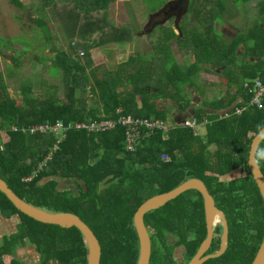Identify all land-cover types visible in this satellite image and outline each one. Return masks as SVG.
<instances>
[{
	"label": "trees",
	"instance_id": "trees-1",
	"mask_svg": "<svg viewBox=\"0 0 264 264\" xmlns=\"http://www.w3.org/2000/svg\"><path fill=\"white\" fill-rule=\"evenodd\" d=\"M40 1L65 28L67 37L83 41L72 46L76 53L73 60L72 54L56 49L53 41L58 37L52 36L49 24L38 22L55 54L51 70L62 76L67 89L64 101L34 96L27 86L23 90L25 99L18 104L9 95L0 72V179L35 208L79 217L101 242V264H137L140 245L134 218L139 208L185 181L200 180L217 209L226 216L229 228L224 254L202 264H252L264 238V201L248 160L252 141L264 127V108L248 106L241 113H236V108L247 106L251 100V83L257 78L264 80V0L258 2L259 17L252 26L238 29L231 40L217 23L229 22L235 9L247 11L254 0H189L184 18L175 27L159 25L153 29L155 52L140 56L134 70L130 63L122 62L113 71L90 72L87 67L93 63L92 49L132 38L131 28L111 26L102 17L116 0ZM168 1L161 0L160 6L149 11L154 13ZM96 34L100 35L99 41H94ZM78 46L84 50L79 55ZM176 47L184 57L193 58L187 67H180L175 60L172 49ZM84 55L86 62H81ZM218 68L226 90L218 97H209L208 90L212 88L203 77L200 82L201 73L213 74V69ZM80 73L85 74L86 80L93 76L91 93L98 97L95 103L103 110L78 96ZM177 83L183 85L181 91ZM245 83L251 86L245 87ZM196 84L200 86L197 88ZM188 86L198 90L202 98V105L191 116L200 124L210 121L202 135L169 120V110L159 109L165 100L182 113L189 110L193 96L189 95ZM127 115L159 118L169 122L171 128L149 136L142 131L144 135L132 153L125 150L122 126L100 134L72 128L51 157L50 148L58 139L55 133L13 130L58 121L75 125ZM1 131L8 134V142H2ZM163 155L168 159L164 160ZM256 159L264 174V139ZM237 171L241 175L225 180ZM61 182L76 185L75 191L60 190ZM0 217L19 221L15 232L1 237L0 264H7V257L8 264L32 263L19 256V249L28 246L39 253L40 260L35 264H89V247L78 229L38 222L17 210L1 192ZM144 222L152 241L149 264H175L171 253H167L171 245L180 247L186 264L207 237L204 199L197 191L183 193L147 213ZM222 234L223 227L218 225L207 253L220 251Z\"/></svg>",
	"mask_w": 264,
	"mask_h": 264
},
{
	"label": "rangeland",
	"instance_id": "rangeland-1",
	"mask_svg": "<svg viewBox=\"0 0 264 264\" xmlns=\"http://www.w3.org/2000/svg\"><path fill=\"white\" fill-rule=\"evenodd\" d=\"M185 1L186 5H183L178 13L174 9L178 6V0H169L152 14L150 11L153 7L160 6L161 0H116L115 2H111L107 12L102 17H106L111 26H128L131 28L132 38L125 40L123 43L109 42L92 49L90 55L93 63L90 67H87V71L90 72L95 69L102 71L109 69L113 71L122 62L130 63L132 70H134L140 56L155 52L154 40L152 39L154 37L153 29L159 25L175 27L184 18L189 0ZM257 1H252L247 6V11L235 9V13H231V16L228 17L230 19L228 20L229 22L217 23L218 29L222 31L228 40L235 37L238 29L244 30L252 26L253 22L259 17ZM44 8V4L40 0H0V72L5 78L9 95L18 104L23 103L26 96L23 90L27 86L31 87L32 95L41 97L42 99L52 97L58 101L66 100L67 89L62 76L51 70V66L53 65L51 59L55 54L52 52L51 47L47 45L43 32H40L38 22L45 21V23L49 24L52 36L55 34L58 37L57 41H53L56 49H63L72 54L73 60H76V53H74L75 50L71 49L72 46H77L76 44H81V41H83L78 37H67L65 28L59 21H56L51 12H48ZM99 40L100 35H94V41ZM76 50L79 55L81 53L80 50L83 49L78 46ZM172 52L180 67H187L193 62V58L184 57L185 54L180 53L177 47L172 49ZM18 58L20 61H16ZM84 58L85 55L80 57L81 62H86ZM213 71L211 75L201 73L200 77L201 83L203 75V80H206L207 83L215 84L213 92H208L209 96L215 95V91H220L221 94L225 91V82L222 78L221 68L213 69ZM92 83V75L91 80H86L85 74L80 73L78 96L85 98L88 105L95 106L98 105L95 103L98 97H93L91 93ZM219 83L222 85L219 86ZM199 84H196V87L200 86ZM177 85L181 91L183 85L181 86L180 83H177ZM187 90L190 91L189 95L193 96L189 100L193 107L184 113H180L174 103L168 102V105L174 106V109L169 107L170 112H168L171 113L168 116L169 120L173 119L171 116H175L176 121L180 118L179 116H191L194 114V108L202 105V98L198 90L193 86H188ZM193 100L197 101L194 102ZM166 102L163 100L161 104H166ZM161 104L159 105V109H164L166 105ZM99 108H102V106L100 105ZM14 131L21 132L22 128L17 127ZM200 132L202 134V128ZM203 132H205L204 129ZM238 175H241V172L237 171L229 175L225 180H233ZM0 227L4 228V226ZM2 236L5 235L0 234V240ZM172 243L171 240L169 244L171 245ZM19 251V256L22 259L32 262L30 264H35L36 253L30 246L23 249L20 248ZM167 253H171L175 264H183L180 247L171 245ZM9 259V257L6 258L7 264L9 263Z\"/></svg>",
	"mask_w": 264,
	"mask_h": 264
},
{
	"label": "water",
	"instance_id": "water-1",
	"mask_svg": "<svg viewBox=\"0 0 264 264\" xmlns=\"http://www.w3.org/2000/svg\"><path fill=\"white\" fill-rule=\"evenodd\" d=\"M184 1V0H182ZM264 139V127L254 137L251 149L249 152L248 166L249 170L253 175V179L259 189V192L264 201V174L262 173L260 166L256 159V152L260 143ZM188 191L199 192L204 199L206 225H207V237L200 246L198 252L190 258L186 264H202L207 259L212 257L220 256L224 254L227 249L229 228L226 216L224 213L219 211L216 207L213 197L210 195L207 187L200 180H188L182 183L175 190L163 194L160 196L153 197L146 201L137 211L134 218V225L139 237L140 255L137 264H149L152 252V241L151 235L145 225L144 217L151 211L158 210L171 201H174L178 196ZM0 192L4 194L9 201L19 210L22 214L35 219L38 222L59 226L63 229H78L86 240L89 247V264H101L102 259V245L101 242L91 229L77 216L68 213L53 214L48 213L44 210L33 207L29 203L20 199L6 184L5 181L0 179ZM218 225L223 227L222 234V245L221 249L217 253H207L211 247L214 232ZM252 264H264V238L260 249L255 256Z\"/></svg>",
	"mask_w": 264,
	"mask_h": 264
},
{
	"label": "built area",
	"instance_id": "built-area-1",
	"mask_svg": "<svg viewBox=\"0 0 264 264\" xmlns=\"http://www.w3.org/2000/svg\"><path fill=\"white\" fill-rule=\"evenodd\" d=\"M252 85V86H251ZM245 83V87H250L253 92V96L247 106L236 108V113H241L248 106L258 107L259 109L264 108V80L257 78L253 83ZM210 121L205 120L202 124L198 122L196 118H191L186 121H183L182 125L188 128L193 129L196 134H200L201 126H205L209 124ZM118 126H122L125 128V149L127 152H134L138 143H140L142 136L144 133L146 135H150L155 131L168 132L171 128L169 122H166L162 119H147L140 118L132 115L127 116H118L116 119H102V120H94L89 123H80V124H68L65 125L63 122H56L54 124H42V125H31L27 128H22L23 132L30 131L31 133H47L53 132L57 136V142L50 148L49 157H51L52 153L55 152L59 148V143L66 136V132L71 130L72 128H85L88 134L95 133H104L108 131H112ZM16 127L13 128V130ZM142 131L144 132L142 134ZM162 158L167 160L168 157L163 155ZM29 181V180H28Z\"/></svg>",
	"mask_w": 264,
	"mask_h": 264
},
{
	"label": "crops",
	"instance_id": "crops-1",
	"mask_svg": "<svg viewBox=\"0 0 264 264\" xmlns=\"http://www.w3.org/2000/svg\"><path fill=\"white\" fill-rule=\"evenodd\" d=\"M260 0H258L257 1V3L259 2ZM243 59L241 58V61H242ZM247 59H245V61H246ZM251 62L252 61H254L253 59H249ZM249 61V62H250ZM211 75V74H210ZM202 77H204L203 75H202ZM224 82H225V80H224ZM220 85H222L221 83H219V86ZM210 88H212V90H214V87H215V84H213V83H210ZM208 86V87H209ZM210 90L211 89H209L208 90V92H210ZM225 90H226V84H225ZM215 95H216V97H218L219 95H221V93H220V91H215ZM212 96V95H211ZM211 96H209V97H211ZM194 102H196L197 100H193ZM161 105H166L165 107H164V109L162 108V107H160V108H162L161 110H165V109H167V110H169V107H172L173 109H174V106L173 105H168V102H166V104H161ZM175 105V104H174ZM176 108H177V106H175ZM191 107H193V106H191V104H190V109H191ZM197 108V107H196ZM195 109V108H194ZM177 111V110H176ZM179 111V110H178ZM180 113H182L181 111H179ZM171 114V113H170ZM174 120L173 121H176L175 120V116H171ZM180 118H178V120L176 121V122H180L181 124L183 123V121H186L188 118H193L194 116H188V117H186V116H179ZM182 117V118H181ZM190 118V119H191ZM209 121V120H208ZM202 128V133H204L203 132V129L205 130V127L204 126H202L201 127ZM200 128V129H201ZM108 132H110V131H108ZM155 132H157V131H155ZM155 132H153V133H155ZM105 133V132H104ZM152 133V134H153ZM98 134H100V133H98ZM151 135V134H150ZM197 135H202L201 134V132H200V134H197ZM1 138H2V142H8L9 141V136H8V134L6 133V131H1ZM124 144H125V141H124ZM126 150V149H125ZM127 152V151H126ZM135 152V151H134ZM128 153H132V152H128ZM59 188H60V190H74L75 191V188H76V185H74V184H72L71 182H61L60 183V186H59ZM18 223H19V221L17 220V218H11V219H4V218H1L0 217V226H4V228H1L0 227V234H11V233H13V232H15L16 231V227H17V225H18ZM6 227V228H5ZM15 229V230H14Z\"/></svg>",
	"mask_w": 264,
	"mask_h": 264
},
{
	"label": "flooded vegetation",
	"instance_id": "flooded-vegetation-1",
	"mask_svg": "<svg viewBox=\"0 0 264 264\" xmlns=\"http://www.w3.org/2000/svg\"><path fill=\"white\" fill-rule=\"evenodd\" d=\"M186 3V1L184 0V1H182V0H178V2H177V4H178V6L176 7V8H174V9H176L177 10V13L181 10V8L183 7V5H186L185 4ZM34 249V251H35V248H33ZM35 253H36V261H38V260H40V256H39V253L37 252V251H35ZM35 257V256H34ZM43 261V260H42ZM54 261V260H53ZM46 264H49L48 262L46 263Z\"/></svg>",
	"mask_w": 264,
	"mask_h": 264
}]
</instances>
